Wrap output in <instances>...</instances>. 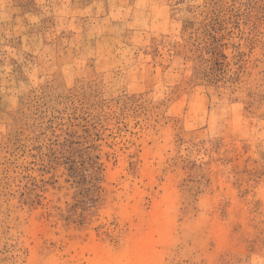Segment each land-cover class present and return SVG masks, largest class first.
<instances>
[{"label":"rangeland","instance_id":"obj_1","mask_svg":"<svg viewBox=\"0 0 264 264\" xmlns=\"http://www.w3.org/2000/svg\"><path fill=\"white\" fill-rule=\"evenodd\" d=\"M142 242L264 264V0H0V264Z\"/></svg>","mask_w":264,"mask_h":264},{"label":"bare ground","instance_id":"obj_2","mask_svg":"<svg viewBox=\"0 0 264 264\" xmlns=\"http://www.w3.org/2000/svg\"><path fill=\"white\" fill-rule=\"evenodd\" d=\"M164 218H166V217H164ZM162 229H163V227H162ZM151 250H152V244L151 243H149V242L145 243L144 242L143 244H141V247L133 255L134 256L133 257V263L134 264H140V263L141 264H151L150 263L151 258L147 256L148 252ZM99 260L102 261V259L100 257H99Z\"/></svg>","mask_w":264,"mask_h":264}]
</instances>
